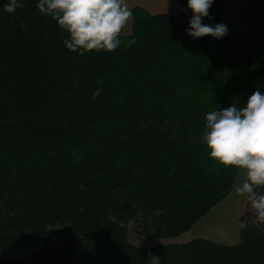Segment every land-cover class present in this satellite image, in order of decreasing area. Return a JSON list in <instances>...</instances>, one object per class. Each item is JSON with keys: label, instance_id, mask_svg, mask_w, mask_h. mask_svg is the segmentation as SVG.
<instances>
[{"label": "trees", "instance_id": "16d2710c", "mask_svg": "<svg viewBox=\"0 0 264 264\" xmlns=\"http://www.w3.org/2000/svg\"><path fill=\"white\" fill-rule=\"evenodd\" d=\"M8 2L0 0V251L56 229L29 257L0 264H264V226L246 216L233 245L128 239L131 223L155 239L180 236L230 194L237 170L210 159L203 128L209 111L264 92V29L193 39L186 13L133 7L115 51L80 55L38 0L13 13ZM203 20L223 23V0Z\"/></svg>", "mask_w": 264, "mask_h": 264}, {"label": "clouds", "instance_id": "9594fccd", "mask_svg": "<svg viewBox=\"0 0 264 264\" xmlns=\"http://www.w3.org/2000/svg\"><path fill=\"white\" fill-rule=\"evenodd\" d=\"M212 4L213 0H187V9L192 12L188 36L220 39L228 34L223 23H202L209 17ZM21 7L22 0H9L4 10L13 13ZM36 7L67 33L63 41L66 48L80 55L115 51L133 19L127 0H38ZM99 94L100 90H95L93 99ZM202 141L210 159L241 173L243 179L234 186V192L244 197L256 219L264 222V92L257 88L243 106L232 103L209 111Z\"/></svg>", "mask_w": 264, "mask_h": 264}, {"label": "rangeland", "instance_id": "374dc122", "mask_svg": "<svg viewBox=\"0 0 264 264\" xmlns=\"http://www.w3.org/2000/svg\"><path fill=\"white\" fill-rule=\"evenodd\" d=\"M184 13L192 17L186 11ZM202 23L212 26L215 25L205 20H202ZM130 32L131 24L129 22L123 33L128 35ZM242 179L241 173L237 170L230 196L226 202L211 209L191 227L189 232L177 237L155 239L146 230H142L139 227L133 228L134 224L131 223L129 225V242L139 247L149 248L158 245L182 244L192 240L194 237H200L218 244L233 245L235 241L225 237L224 233L225 231H236V225L238 224L237 214L241 213L242 208H245V202H248L244 197L237 196L234 192V186ZM55 229L56 227H47L42 235L33 237L29 243L16 249L0 251V262L7 258L19 259L29 257L41 246L46 236ZM150 264H159L158 258H153Z\"/></svg>", "mask_w": 264, "mask_h": 264}, {"label": "crops", "instance_id": "0c3cea01", "mask_svg": "<svg viewBox=\"0 0 264 264\" xmlns=\"http://www.w3.org/2000/svg\"><path fill=\"white\" fill-rule=\"evenodd\" d=\"M127 3L130 9L140 7L150 14H185L184 9L179 5L177 0H127ZM223 24L228 28V36L241 34L251 28L264 29V0H223ZM229 196L230 194L227 198ZM227 198L215 207L226 202ZM245 203V208H242L241 213L237 214L236 217L238 220L236 231L231 230L225 231L224 233L225 237L235 241L234 244L239 241V231L241 228L240 216H246L252 221L264 226V222L256 219L249 202Z\"/></svg>", "mask_w": 264, "mask_h": 264}]
</instances>
